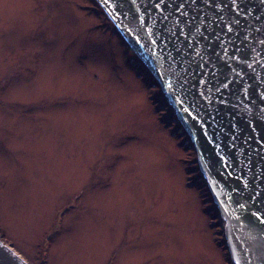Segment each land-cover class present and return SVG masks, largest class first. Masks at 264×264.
I'll return each instance as SVG.
<instances>
[{
  "label": "rangeland",
  "instance_id": "obj_1",
  "mask_svg": "<svg viewBox=\"0 0 264 264\" xmlns=\"http://www.w3.org/2000/svg\"><path fill=\"white\" fill-rule=\"evenodd\" d=\"M128 50L95 0H0V238L28 264H226Z\"/></svg>",
  "mask_w": 264,
  "mask_h": 264
},
{
  "label": "water",
  "instance_id": "obj_2",
  "mask_svg": "<svg viewBox=\"0 0 264 264\" xmlns=\"http://www.w3.org/2000/svg\"><path fill=\"white\" fill-rule=\"evenodd\" d=\"M96 1L190 140L231 264H264V0Z\"/></svg>",
  "mask_w": 264,
  "mask_h": 264
},
{
  "label": "trees",
  "instance_id": "obj_3",
  "mask_svg": "<svg viewBox=\"0 0 264 264\" xmlns=\"http://www.w3.org/2000/svg\"><path fill=\"white\" fill-rule=\"evenodd\" d=\"M96 6L98 8V10L103 14V16L105 17V19L110 23L111 27L113 28V31L118 33L120 35V33L117 31L115 25L111 22V20H109L108 16L106 15V13L103 11V9L100 7V5L97 3V1L95 0ZM127 45V44H126ZM128 47V45H127ZM128 51H130L134 57L135 60H139L136 55L132 52V50L128 47ZM140 64H142L139 61ZM142 66L144 67V69H146V67L142 64ZM147 70V69H146ZM148 72V75H150L151 77V81H154V84L158 87V97H160L161 102L163 101L164 97L163 94L161 92V89L159 88V84L155 81V79L151 76V74ZM141 74H138L139 76H141L142 74L144 75L143 71L140 72ZM145 76V75H144ZM149 88V87H148ZM153 105L155 106V109L157 113H159L160 111V107L158 106V101H154V99H152ZM161 123L169 128V124H167V122H165L166 120L163 118H160ZM177 131V130H176ZM173 132V136L176 137L177 139H181L182 137L184 138V140H180L179 146L185 151V152H189L190 153V160H185V169L187 172V175L189 176V181H193L191 182L190 186L191 187H195L198 190V193L200 194V198L202 200V204L205 208V211L207 214V216L209 217V219L211 220V222L213 221H218L219 220V212L218 210L214 207V203L211 194L209 193V189L208 187L205 185V182L203 180V178L200 176V173L198 172V164H197V155L196 152H194L195 150L190 146V145H186V139L184 136L179 135L177 136V132ZM212 228L214 230L217 231V236H218V240H217V245L218 247L222 250V255H224V259L226 264H231V259H230V255L229 252L227 251L226 248V244L225 243V237L222 234L223 231L221 229V227L219 225H212Z\"/></svg>",
  "mask_w": 264,
  "mask_h": 264
},
{
  "label": "snow or ice",
  "instance_id": "obj_4",
  "mask_svg": "<svg viewBox=\"0 0 264 264\" xmlns=\"http://www.w3.org/2000/svg\"><path fill=\"white\" fill-rule=\"evenodd\" d=\"M156 7L159 8L160 5L157 4ZM236 10H237V12H240V11H241V9L239 8L238 5H236ZM249 11H250V10H249ZM229 30H231V28H230ZM153 43H155V41H153ZM261 43L264 44V41H261ZM223 86H224V87H227V85H223ZM167 87H168L169 91H171V88H172L171 84H168ZM261 103H264V98L261 99ZM185 111H187V109H185ZM205 135H207V133H205ZM259 139H260L261 142H264V135L260 136ZM241 207H243V205H242ZM254 215H255L257 218H259V217H260V212H259V210H257V212H256ZM236 264H240V262L237 260V261H236Z\"/></svg>",
  "mask_w": 264,
  "mask_h": 264
},
{
  "label": "built area",
  "instance_id": "obj_5",
  "mask_svg": "<svg viewBox=\"0 0 264 264\" xmlns=\"http://www.w3.org/2000/svg\"><path fill=\"white\" fill-rule=\"evenodd\" d=\"M162 106L168 111V120L169 122H173L175 124H177V122L175 121L176 119H172V113H171V109L170 107L168 106V104L166 102H163ZM179 134H183L184 133V130L182 128H179L178 131H177ZM186 145H190L191 142L189 140H186L185 142Z\"/></svg>",
  "mask_w": 264,
  "mask_h": 264
},
{
  "label": "flooded vegetation",
  "instance_id": "obj_6",
  "mask_svg": "<svg viewBox=\"0 0 264 264\" xmlns=\"http://www.w3.org/2000/svg\"><path fill=\"white\" fill-rule=\"evenodd\" d=\"M140 67L142 68L141 71H143V73L145 74V76L149 79L148 82L151 83V85H153V87H155L156 89H158V87L154 84V81H151L150 75H148V72L146 71V69H144V67L142 66V64H140Z\"/></svg>",
  "mask_w": 264,
  "mask_h": 264
}]
</instances>
